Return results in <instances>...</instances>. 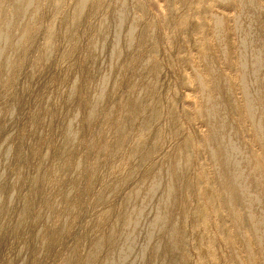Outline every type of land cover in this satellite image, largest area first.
Instances as JSON below:
<instances>
[{"label":"rangeland","instance_id":"obj_1","mask_svg":"<svg viewBox=\"0 0 264 264\" xmlns=\"http://www.w3.org/2000/svg\"><path fill=\"white\" fill-rule=\"evenodd\" d=\"M229 1L0 0V264H252L200 117L204 98L222 104L242 154L233 160L249 163L242 185L260 194L252 215L264 217V142L253 130L264 121V0ZM243 234L264 264L247 223Z\"/></svg>","mask_w":264,"mask_h":264},{"label":"bare ground","instance_id":"obj_2","mask_svg":"<svg viewBox=\"0 0 264 264\" xmlns=\"http://www.w3.org/2000/svg\"><path fill=\"white\" fill-rule=\"evenodd\" d=\"M219 1L224 5H228L230 3L229 0H219ZM120 4H123V3H120ZM79 7H80V5H79ZM81 9L82 8L78 9V11L80 12ZM213 25H214L215 35H216L219 43L221 44L222 48L224 49L223 56L225 57V59H227V61H229L231 58L230 43L228 40V35L225 32H223L222 20L220 18H215L213 20ZM235 25H236V23H235ZM130 35H131V32L126 34L127 39L130 38ZM246 36H249V34H246ZM94 42H95V40H94ZM97 46L98 45H96L95 47H97ZM239 48H240L241 52L244 50L246 51V49H247L246 46H244L242 43L239 44ZM255 60H257V58H255ZM203 63H204L205 68L209 72H211V73L214 72L215 67L213 65V61H212V58L210 56H208V55L204 56L203 57ZM258 64L260 65V63L257 62L256 65L258 66ZM254 68H256V67L254 66ZM259 68H260V66H259ZM251 72H252V74L255 72L253 68L251 69ZM242 75H243V73H242ZM217 83H219V82L217 81ZM225 87H226L227 91L230 90L228 83H225ZM241 88H242V91L244 94L247 112L249 114L253 115L254 114V112H253L254 107L253 106L251 107L253 95L251 96L247 92V89H245V84L243 81L241 83ZM98 97H97V99H98ZM231 104H232V106L234 105L233 102ZM200 117L203 120V122L206 124V126L208 127V135L205 139V146H206V150L208 151L209 160H210L211 164L213 165L215 173L217 175L216 185H217L218 194L222 200V205L227 210V212L229 213L231 220H232L234 230H235L236 234H238V237L240 239V243L243 244L247 253L249 254L250 259H251V263L255 264V261L253 260V248L250 245V243L248 242V240L246 239L245 235L243 234V227H244L245 223H247V226H249V229L255 235V242L253 243V246L255 244L260 249L261 252H264V217L263 216L253 217V215H252V212H254L256 209L259 208L258 207L259 203L261 205V202H259L260 200H258V199H260L259 198L260 194H257V193L256 194H252V193L249 194L250 192H247L248 189H246L244 187V185H242V184H244V182L241 181L242 180L241 178L243 175L242 171H244L245 169H247L249 167V163L246 160V158H244V157L241 158L240 163H238L239 159L238 160L236 159V161H238L237 162L238 164H236V161H234L235 158H239L241 156L233 158L235 155L234 149H236V148L235 147L232 148V145L230 144V143H232L231 142V136H230V128H229L228 123L225 119L222 104L218 100H211L210 98H204L203 109L200 113ZM154 118H155V116L154 117H148V118H145L143 120L142 127H143L144 131H147L150 128ZM69 130H70V133L73 132V125L69 126ZM253 130H254V133L256 135L257 142L259 144H263V142H264V121L254 120L253 121ZM237 152H238V150H237ZM238 153H239L238 155H242V154H240V152H238ZM234 162H235V164H234ZM182 169L186 170V167L184 165H182ZM254 170H255V168H254ZM254 170H251V171L253 172ZM241 172H242V175H240ZM260 181H262V180H260ZM255 184H256V186H258L257 181ZM113 189H115V188H113ZM152 194H153V187H151L145 193L144 198L147 200V199L151 198ZM220 197H219V199H220ZM239 206L242 208V211L238 209ZM238 210L240 212H242L243 214H241ZM138 211L136 212V217H137V215L139 216ZM200 222H201V218L198 216L197 217L195 216L194 217V224L200 223ZM225 223L226 222L224 220L220 219L219 224H218V228L222 232V234H224L226 236L227 240H230L231 235H230L229 229ZM176 233H177V229H176ZM173 234H175V233H173ZM177 234H179V236H180V232H178ZM173 236L174 235H172V237ZM174 238L176 239V237H174ZM177 239L179 240V238H177ZM176 240H174V241H176ZM196 241H197V244H202V242H205V241H206L205 244H208L209 238L204 232L197 231L196 232ZM178 242H182V239H181V241H178ZM199 242H201V243H199ZM125 243L127 244V241ZM130 244H131V242H130ZM168 244L170 245V243H168ZM171 244H173V242H171ZM179 246H178V248H179ZM229 246L232 248L231 242L229 243ZM172 248L173 247H171V250L174 253V250ZM96 251H97V248H94V250L89 254L88 258L90 259L91 257H93V254H95ZM177 251H179V250H177ZM198 251H199V253H204L203 249H198ZM126 252H128V251H126ZM124 254H126V253H124ZM123 257L124 256H122L121 261H122ZM233 259L235 260V262L237 264H242L241 260L236 255H234Z\"/></svg>","mask_w":264,"mask_h":264}]
</instances>
